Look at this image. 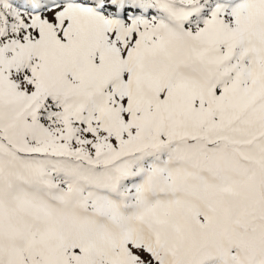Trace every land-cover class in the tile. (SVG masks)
I'll use <instances>...</instances> for the list:
<instances>
[{"label": "snow or ice", "instance_id": "6c2138e0", "mask_svg": "<svg viewBox=\"0 0 264 264\" xmlns=\"http://www.w3.org/2000/svg\"><path fill=\"white\" fill-rule=\"evenodd\" d=\"M0 264H264V0H0Z\"/></svg>", "mask_w": 264, "mask_h": 264}]
</instances>
